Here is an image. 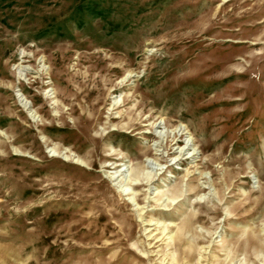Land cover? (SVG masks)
I'll use <instances>...</instances> for the list:
<instances>
[{"label": "rangeland", "instance_id": "374dc122", "mask_svg": "<svg viewBox=\"0 0 264 264\" xmlns=\"http://www.w3.org/2000/svg\"><path fill=\"white\" fill-rule=\"evenodd\" d=\"M0 264H264V0H0Z\"/></svg>", "mask_w": 264, "mask_h": 264}, {"label": "bare ground", "instance_id": "6f19581e", "mask_svg": "<svg viewBox=\"0 0 264 264\" xmlns=\"http://www.w3.org/2000/svg\"><path fill=\"white\" fill-rule=\"evenodd\" d=\"M168 138V137H167ZM173 139H174V137H173ZM172 139V140H173ZM180 141L181 140H179V137L177 136V137H175V140H173V141H171V140H169V141H167V143L164 145V147H166V148H172L173 147V144L174 143H180ZM185 146H187L188 144H184ZM174 150V149H173ZM182 150H183V145H182V148H180V150H179V153L181 154V153H184V152H182ZM168 152V151H167ZM171 152V151H170ZM190 156H192L193 154L191 153V154H189ZM189 155H187V156H185V158H187ZM181 159H184V157L182 156H179L178 155V157H177V160H181Z\"/></svg>", "mask_w": 264, "mask_h": 264}]
</instances>
